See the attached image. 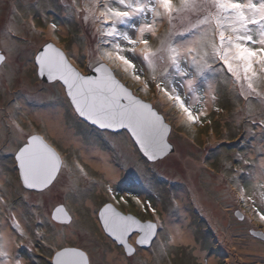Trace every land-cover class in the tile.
I'll use <instances>...</instances> for the list:
<instances>
[{"label":"rangeland","instance_id":"obj_1","mask_svg":"<svg viewBox=\"0 0 264 264\" xmlns=\"http://www.w3.org/2000/svg\"><path fill=\"white\" fill-rule=\"evenodd\" d=\"M51 1L53 5L46 0H0V52L7 57L0 66V196L17 213L25 233L21 237L9 228L13 233L9 256L0 259L11 264L17 258L20 264H48L58 248L79 245L87 248L93 264H264V253L243 258L235 245L229 247L225 240L233 233L247 244L264 246V238L259 236L262 233L264 237V221L255 214L252 200L245 203L239 199L237 185L232 183L238 181L245 195H252L259 204L260 190H254L248 172L264 155L259 152L264 146V129L252 123L264 118V106L254 103L249 116L247 104L242 97L237 98L238 86L218 73L216 100L204 97L208 115L202 118L206 128L201 131L187 125L175 109L162 106L164 101L154 83L143 92L118 72L124 84L173 123L169 141L175 151L150 162L128 132L95 130L73 111L59 82L48 84L38 78L35 57L46 43L57 44L78 69L88 73L94 68L89 64L99 39L91 22L85 23L68 11L66 6L72 0ZM168 27L166 22L159 25L157 36L150 39L153 47L159 45ZM6 32L11 52L4 47ZM260 88L264 90V83ZM56 112L60 113V125L54 119ZM41 113H50L53 118L38 119ZM30 133L44 136L72 161H78L84 174L78 170L70 176L65 173L43 194L22 188L14 153ZM71 137L78 138L77 142H71ZM105 152L109 155H100ZM237 161L244 171H238ZM108 165L115 169L114 175L105 170ZM133 196L141 199L142 205L155 208V216L151 208L145 212L141 204L131 201ZM106 201L162 224L155 243L131 257L116 248L101 231L97 218L99 207ZM58 205H65L75 221L62 225L54 222L51 214ZM184 207L188 211L183 216ZM169 218L172 223L181 222L180 230L188 227L193 235L190 243L173 240ZM7 222V211L0 206V225ZM39 254L44 258H38Z\"/></svg>","mask_w":264,"mask_h":264},{"label":"snow or ice","instance_id":"obj_2","mask_svg":"<svg viewBox=\"0 0 264 264\" xmlns=\"http://www.w3.org/2000/svg\"><path fill=\"white\" fill-rule=\"evenodd\" d=\"M66 7L85 23L91 22L93 34H99L89 64L99 75H81L65 53L52 44H46L36 57L40 73L46 72L49 80L63 82L73 111L79 117L102 129H129L149 159L164 155L170 147L166 140L168 116L157 111L152 103L139 99L116 79L118 72L129 77L143 92L154 83L164 101L162 106L178 111L189 126L207 118L204 97L216 100L214 85L218 73L238 86L237 98H243L249 116L254 103L264 106V90L260 88L264 83V0H83V3L72 0ZM165 22L168 30L159 45L153 47L150 39L157 36L159 25ZM56 27L55 23L51 25L53 30ZM5 35L4 47L11 52L10 36L7 32ZM6 59L0 53V64ZM52 118L50 113L38 114L41 120ZM54 119L57 125L62 123L59 112ZM252 123L264 129V118L253 119ZM69 139L74 143L78 140ZM259 152L264 154V146ZM14 157L22 188L41 194L65 173L70 176L78 170L84 174L78 161H72L67 153L62 158L56 148L37 134L24 137ZM248 177L254 182V190H260L259 204L252 195H245L238 181L232 183L237 185L239 199L245 203L252 200L255 214L264 221V155L259 165L248 172ZM132 199L142 205L138 197ZM0 206L5 207L8 221L0 225V258H7L11 241L7 229L21 237L25 233L17 213L5 205L3 196ZM142 206L146 210L151 208L155 216L156 209L150 204ZM101 218L104 230L125 248L129 257L137 252L127 243L129 234L138 233L136 242L140 245H152L163 227L158 222L142 223L132 215H122L110 205L105 206ZM53 219L70 218L64 207L58 206ZM0 264H5V260L0 259ZM14 264H20L18 258ZM53 264H91V261L78 248H62L55 253Z\"/></svg>","mask_w":264,"mask_h":264},{"label":"water","instance_id":"obj_3","mask_svg":"<svg viewBox=\"0 0 264 264\" xmlns=\"http://www.w3.org/2000/svg\"><path fill=\"white\" fill-rule=\"evenodd\" d=\"M46 44H52L55 48H57V49H59V50H61V51H63L64 53H65V55L68 57V55H67V53L62 49V48H60L57 44H55L54 42H48V43H46ZM45 44V45H46ZM44 45V46H45ZM43 46V47H44ZM43 47L42 48H40V50L38 51V53L36 54V57L38 56V55H40V53H41V51L43 50ZM0 53H2V52H0ZM36 57H35V65H36V68H37V76H38V78L42 81V82H44V83H48V84H50V83H55V82H59L62 86H63V82L62 81H53V80H49L48 79V77H47V73L45 72L44 74H41L40 73V70H39V64H38V62L36 61ZM68 60H69V63L72 65V67L77 71V72H79L81 75H83V76H89V75H93V76H97V75H99L98 73H96L95 71H94V68L93 69H91L88 73H83L80 69H78V67H76L72 62H71V60L69 59V57H68ZM2 64H0V66H1ZM116 79H118L122 84H124L123 83V81H121L118 77H117V75H116ZM126 87H128L126 84H124ZM64 87V89H65V93H66V86H63ZM131 91H133L130 87H128ZM134 92V91H133ZM136 95V94H135ZM67 96V95H66ZM137 96V95H136ZM139 99H141V100H144L143 98H141V97H139V96H137ZM68 99H69V101H70V98L69 97H67ZM145 101V100H144ZM145 102H148V101H145ZM149 103H151V102H149ZM73 107V106H72ZM157 111H159L158 109H156ZM77 116H78V114H76ZM79 117V116H78ZM83 122H85V123H87V124H89L90 126H92V127H94V128H96V129H99V130H101V131H108V132H110V133H121V132H124V131H126V132H128L129 133V135H130V137L132 138V140H133V142L136 144V146L138 147V149L141 151V153L150 161V162H155V161H158V160H161V159H163L164 157H166L167 155H169V154H171V153H173L174 151H175V149H174V146H173V144L169 141V137H170V134H171V131H172V125L170 124V123H168V121H166V123H167V125L169 126V132L167 133V135H166V140H167V142H168V144L170 145V147H169V149L167 150V152L164 154V155H160V156H157V158L156 159H149L148 158V156H146L145 155V153L143 152V150L141 149V147H140V145L137 143V141H136V139H135V137L132 135V133H131V131L129 130V129H127V128H117V129H102V128H100L98 125H95V124H93L91 121H88V120H86L85 118H83V117H79ZM41 136V135H40ZM42 138H44L43 136H41ZM47 142V141H46ZM48 143V142H47ZM17 163V162H16ZM17 167H18V165H17ZM49 187H51V185H49ZM26 190H28V191H34V192H38V191H36V190H29V189H26ZM107 205H110V206H112L117 212H119V213H121L122 215H132V214H124L122 211H120L119 209H117L113 204H111V203H109V204H107ZM106 206V205H105ZM105 206L102 208V210L100 211V213H99V219H100V223H101V225H102V228H103V231H104V233L106 234V236H108L111 240H113L119 247H123L122 245H120V243L118 242V241H115L114 240V238H112V237H110L109 235H108V233L104 230V222H103V219L101 218V212L104 210V208H105ZM62 207H64V209H65V211L67 212V214H68V217L70 218V219H68V220H64V219H61V220H55L54 219V221L55 222H58V223H60V224H70L71 223V221H72V217H71V215H70V213L67 211V209H66V207L65 206H63L62 205ZM56 209V208H55ZM55 209H54V211H53V214L55 213ZM132 216H134L137 220H139L140 222H142V223H144V222H147V221H150V220H147V221H142L141 219H139L138 217H136L135 215H132ZM260 234V233H259ZM130 235V238L133 236L132 234H129ZM137 238H136V241L138 240V238H139V234L137 233ZM259 236H261L262 238H264L263 237V235H262V233L259 235ZM130 238L128 239V241H127V243L129 244V245H131V247L132 248H134V249H136V247L133 245V244H131L130 243ZM156 239V238H155ZM135 244L137 245V247H140V248H143V249H148V248H150L152 245H140V244H138L137 242H135ZM71 248V247H70ZM123 249H124V251H125V253L127 254V252H126V250H125V248L123 247ZM81 250V249H80ZM81 251H83V250H81ZM85 252V251H84ZM85 254H86V256L89 258V256H88V254L85 252ZM128 255V254H127ZM55 256V255H54ZM52 262H53V260H52Z\"/></svg>","mask_w":264,"mask_h":264},{"label":"bare ground","instance_id":"obj_4","mask_svg":"<svg viewBox=\"0 0 264 264\" xmlns=\"http://www.w3.org/2000/svg\"><path fill=\"white\" fill-rule=\"evenodd\" d=\"M53 134V133H52ZM101 156H108L109 154L107 152L105 153H101ZM100 169H102L104 166H102L100 164V166H98ZM105 170L108 171L109 174L114 175L116 173L115 169L112 168L108 165L105 167ZM182 211V215H186V211H188V209H186L185 207L183 209H181ZM182 216V217H183ZM171 218L167 219V225L171 228V231L173 233V240L178 242H186V243H190L191 240H193V235L191 233V231L188 229V227L186 226L187 229L184 230H180L181 228V222H174L172 223V221L170 220ZM184 222V219L181 220ZM7 232L9 234H11V241L9 243L8 246H11L12 244V237H13V233L12 231L8 228ZM243 237V236H242ZM226 244L229 247H232L233 245H235V250L244 258L246 257L248 254H250V257L252 256H256V255H262L264 253V246L263 245H257L256 243L252 242V243H246L247 241H243L241 239H237L240 238L237 235L230 233L227 235L226 237ZM244 239V237H243ZM237 248V249H236ZM196 253L200 255L201 251L200 250H196ZM255 258V257H253ZM5 264H11V262L6 261L5 260Z\"/></svg>","mask_w":264,"mask_h":264},{"label":"flooded vegetation","instance_id":"obj_5","mask_svg":"<svg viewBox=\"0 0 264 264\" xmlns=\"http://www.w3.org/2000/svg\"><path fill=\"white\" fill-rule=\"evenodd\" d=\"M46 3L47 4H50V5H53L52 4V1L51 0H46ZM53 10H55V9H53ZM65 51V50H64ZM68 55V54H67ZM84 73H87V71H84ZM129 87V86H128ZM142 98V97H141ZM167 121H168V123H170L172 126H173V123L170 121V120H168L167 119ZM85 123V122H84ZM87 124V123H86ZM90 126V125H89ZM192 127H196V128H199V129H201L202 128V130L201 131H203V129H205L206 127H202V123H195V124H192L191 125ZM95 130H98V131H101V130H99V129H96V128H94ZM200 131V132H201ZM103 132H107V133H110V132H108V131H103ZM110 134H113V133H110ZM38 135H40V134H38ZM42 136V135H41ZM44 137V136H43ZM44 139L47 141V139L44 137ZM48 142V141H47ZM49 143V142H48ZM50 144V143H49ZM52 147H54V148H56V150L58 151V153H60V155H61V157L62 158H64L65 156V154L64 153H62L61 151H60V149H58L55 145H53V144H50ZM15 158V157H14ZM66 163L68 162V160L66 159V161H65ZM236 164H238L239 165V161H237V163ZM16 165H17V163H16ZM252 167V166H251ZM236 168V167H235ZM17 169H18V167H17ZM238 169H241V166L239 165V167H238ZM252 169V168H251ZM19 174V173H18ZM61 177V176H60ZM60 177H59V179H60ZM58 179V180H59ZM57 182V181H56ZM56 182H54L53 184H52V186L56 183ZM142 185V184H141ZM51 186V187H52ZM50 187V188H51ZM93 189V188H92ZM28 192H32V193H38V192H34V191H28ZM130 192V191H129ZM126 199V198H125ZM131 201H134V200H131ZM109 203H111V204H113L117 209H119L120 211H122L124 214H132V215H135L136 217H138L139 216V214L137 213V212H133V211H125V210H122L121 208H119L114 202H111V201H106L104 204H102L100 207H99V209H98V212H97V218H98V220H99V226H100V228H101V231L104 233V231H103V228H102V225H101V223H100V219H99V213H100V211L102 210V208L105 206V205H107V204H109ZM58 206H62V205H58ZM57 206V207H58ZM63 206H65V205H63ZM85 206V205H84ZM66 207V206H65ZM142 209H144L145 210V212H147V210L145 209V207L144 206H142L141 207ZM66 209H67V207H66ZM54 211V210H53ZM67 211L70 213V215H71V217H72V221L74 220L75 221V218H74V216H73V214L67 209ZM141 217V216H140ZM139 218V217H138ZM142 218V217H141ZM141 218H139V219H141ZM51 219L54 221V219H53V212H52V214H51ZM142 221H147V219L145 220L144 218H142L141 219ZM55 222V221H54ZM60 225H62V224H60ZM73 225V224H72ZM72 225H69V226H72ZM90 233V232H89ZM90 234H92V233H90ZM104 235L106 236V234L104 233ZM80 236V235H79ZM94 236V235H93ZM137 236L138 235H134L131 239H130V242L133 244V245H135V240H136V238H137ZM108 237V236H107ZM78 238V237H77ZM109 238V237H108ZM110 239V238H109ZM133 239V242L131 241ZM84 241L86 240V239H83ZM114 243V242H113ZM115 244V247L116 248H118V249H121V250H123L124 251V249H123V247H119L116 243H114ZM38 247H40V245H37ZM79 248V249H81V250H83V251H87L86 253L88 254V256H89V260L91 261V264H93V261H92V258H91V254L89 253V251L87 250V248L85 249V248H83V247H81V246H79V245H73V246H70V245H66V246H63V247H60V248H58V250L57 251H59V250H61L62 248ZM143 248H141L140 249V247H137L136 248V250L137 251H139V250H142ZM56 251V252H57ZM55 252V253H56ZM55 253H53L52 254V257H51V259H48V261H49V263L48 264H53V262H52V260H53V257H54V255H55ZM38 258H40V259H43L44 258V255L43 254H39L38 255Z\"/></svg>","mask_w":264,"mask_h":264}]
</instances>
